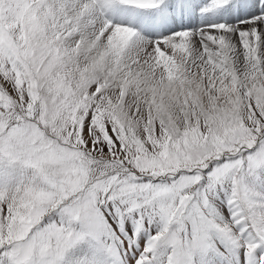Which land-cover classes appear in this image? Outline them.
<instances>
[{
    "label": "snow or ice",
    "instance_id": "obj_1",
    "mask_svg": "<svg viewBox=\"0 0 264 264\" xmlns=\"http://www.w3.org/2000/svg\"><path fill=\"white\" fill-rule=\"evenodd\" d=\"M0 264H264V0H0Z\"/></svg>",
    "mask_w": 264,
    "mask_h": 264
}]
</instances>
